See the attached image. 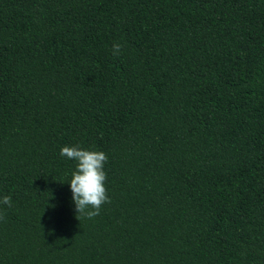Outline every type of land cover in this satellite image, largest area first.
<instances>
[{"label": "trees", "instance_id": "trees-1", "mask_svg": "<svg viewBox=\"0 0 264 264\" xmlns=\"http://www.w3.org/2000/svg\"><path fill=\"white\" fill-rule=\"evenodd\" d=\"M4 196L0 264H264V0H0Z\"/></svg>", "mask_w": 264, "mask_h": 264}, {"label": "clouds", "instance_id": "clouds-1", "mask_svg": "<svg viewBox=\"0 0 264 264\" xmlns=\"http://www.w3.org/2000/svg\"><path fill=\"white\" fill-rule=\"evenodd\" d=\"M113 51L119 54L120 45H114ZM60 155L76 162L69 184L77 219L81 216L89 219L98 216L102 205L110 203L105 187L107 155L103 151L84 150L76 146L62 147ZM0 203L10 207L11 197L4 196Z\"/></svg>", "mask_w": 264, "mask_h": 264}]
</instances>
